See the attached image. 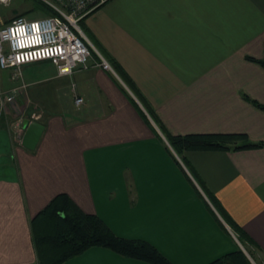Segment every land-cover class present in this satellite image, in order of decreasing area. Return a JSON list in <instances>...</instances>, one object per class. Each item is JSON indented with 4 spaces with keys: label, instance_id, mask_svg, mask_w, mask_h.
Segmentation results:
<instances>
[{
    "label": "crops",
    "instance_id": "1",
    "mask_svg": "<svg viewBox=\"0 0 264 264\" xmlns=\"http://www.w3.org/2000/svg\"><path fill=\"white\" fill-rule=\"evenodd\" d=\"M80 22L85 67L59 75L36 60L15 81L0 68V264H38V212L58 193L174 264L243 248L234 226L264 264V144L176 153L147 110L171 134L264 141V109L248 99L264 103V68L245 57L263 56L264 0H106ZM23 119L43 125L32 148ZM62 264L150 263L92 246Z\"/></svg>",
    "mask_w": 264,
    "mask_h": 264
},
{
    "label": "trees",
    "instance_id": "2",
    "mask_svg": "<svg viewBox=\"0 0 264 264\" xmlns=\"http://www.w3.org/2000/svg\"><path fill=\"white\" fill-rule=\"evenodd\" d=\"M38 9L42 13L51 11L43 3L37 1ZM35 6L25 9L26 13ZM18 13V14H22ZM81 20V19H80ZM80 27L81 22L79 21ZM82 29V27H81ZM247 59L258 62L264 68V41L263 56L256 58L250 55ZM114 69L124 77L126 75L114 66ZM129 84V83H128ZM130 86V84H129ZM249 101L259 108L264 109V103L248 97ZM147 110L156 124L164 132L169 144L179 153L183 148L187 149H222V148H250L264 144L263 140L253 141L242 132H206L187 133L184 135L171 134L163 130V124L150 107ZM166 131V132H165ZM189 167L188 161H184ZM208 196V195H207ZM215 205L212 196H208ZM220 211V207L216 205ZM41 216L39 221L41 229L34 238L36 250L39 255L38 264H62L69 258L81 254L92 246L108 248L125 257H131L146 261L150 264H174L161 251L142 238H129L114 233L108 225L95 213L83 211L67 194L58 193L47 205L38 212ZM37 213V214H38ZM226 221L228 219L223 215ZM238 234L240 243L248 250L251 239L237 226L233 227ZM248 253L251 255L250 250ZM206 264H253L238 247L233 251L222 254Z\"/></svg>",
    "mask_w": 264,
    "mask_h": 264
},
{
    "label": "built area",
    "instance_id": "3",
    "mask_svg": "<svg viewBox=\"0 0 264 264\" xmlns=\"http://www.w3.org/2000/svg\"><path fill=\"white\" fill-rule=\"evenodd\" d=\"M10 1L0 0V3ZM37 1L53 12L34 18L16 14L6 20L0 13V68L9 69V77L13 81L21 78L22 64L36 60H49L59 75L85 67L91 50L79 21L106 0ZM96 64L112 70L104 57ZM18 88H14L7 98L11 99ZM81 100L79 96L74 97L76 103Z\"/></svg>",
    "mask_w": 264,
    "mask_h": 264
},
{
    "label": "rangeland",
    "instance_id": "4",
    "mask_svg": "<svg viewBox=\"0 0 264 264\" xmlns=\"http://www.w3.org/2000/svg\"><path fill=\"white\" fill-rule=\"evenodd\" d=\"M34 7V9L26 12V13H22V11L24 12L25 9H29L31 7ZM38 5H37V2L36 0H11L8 4H3V3H0V13L1 15L3 16V18L6 20L8 19L9 17L13 16V15H16L18 13H22L24 14L27 18H34V17H38L44 13H42V11L40 9L37 8ZM81 27L84 31V33H86L87 35H89V32L86 28H84L81 24ZM5 45V44H4ZM96 53H97V56L99 57V60L101 59L102 55L96 51V49L92 46H90ZM111 66V64H110ZM112 70L110 69H105L107 71H109L110 73L112 74H115L116 75V71L115 69L111 66ZM0 72H2V70H0ZM117 76V75H116ZM122 84V83H121ZM127 85V84H126ZM129 87V86H128ZM126 88V87H125ZM130 88V87H129ZM131 89V88H130ZM19 91V90H18ZM133 92V91H132ZM76 103V102H75ZM79 103V102H78ZM42 117V116H41ZM37 118H40V115L37 116ZM245 255L250 259L251 263L254 264V262H256L254 259L252 260L248 254V250L243 246V248H241Z\"/></svg>",
    "mask_w": 264,
    "mask_h": 264
},
{
    "label": "water",
    "instance_id": "5",
    "mask_svg": "<svg viewBox=\"0 0 264 264\" xmlns=\"http://www.w3.org/2000/svg\"><path fill=\"white\" fill-rule=\"evenodd\" d=\"M22 124L25 126V130L21 137V144L32 148L38 140L43 125L37 121H28L27 119H23Z\"/></svg>",
    "mask_w": 264,
    "mask_h": 264
},
{
    "label": "bare ground",
    "instance_id": "6",
    "mask_svg": "<svg viewBox=\"0 0 264 264\" xmlns=\"http://www.w3.org/2000/svg\"><path fill=\"white\" fill-rule=\"evenodd\" d=\"M8 4V3H7ZM49 9V8H48ZM50 10V9H49ZM51 12H53L52 10H50ZM22 15H24V14H22ZM5 20V19H4ZM10 72V71H9ZM10 74V73H9ZM21 79V78H20ZM20 79H18V80H20Z\"/></svg>",
    "mask_w": 264,
    "mask_h": 264
}]
</instances>
